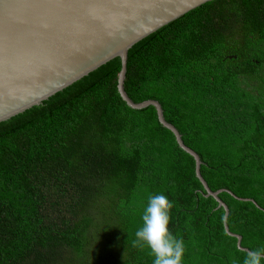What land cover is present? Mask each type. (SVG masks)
Wrapping results in <instances>:
<instances>
[{
	"label": "trees",
	"instance_id": "16d2710c",
	"mask_svg": "<svg viewBox=\"0 0 264 264\" xmlns=\"http://www.w3.org/2000/svg\"><path fill=\"white\" fill-rule=\"evenodd\" d=\"M120 66L0 136V264H152L132 241L157 193L174 205L182 264H243L194 158L154 106L121 98ZM124 89L161 104L209 188L233 194H218L229 230L264 247V0L196 8L127 59Z\"/></svg>",
	"mask_w": 264,
	"mask_h": 264
},
{
	"label": "water",
	"instance_id": "95a60500",
	"mask_svg": "<svg viewBox=\"0 0 264 264\" xmlns=\"http://www.w3.org/2000/svg\"><path fill=\"white\" fill-rule=\"evenodd\" d=\"M218 1L222 0H2L0 136L20 131L121 63L117 77L121 98L133 109L155 107L159 122L194 158L205 195L223 207L226 233L236 236L239 249L248 251L227 225L229 209L218 196L226 189L209 188L200 173L199 155L164 118L161 104L154 99L134 102L124 89L129 57L196 8Z\"/></svg>",
	"mask_w": 264,
	"mask_h": 264
},
{
	"label": "clouds",
	"instance_id": "9594fccd",
	"mask_svg": "<svg viewBox=\"0 0 264 264\" xmlns=\"http://www.w3.org/2000/svg\"><path fill=\"white\" fill-rule=\"evenodd\" d=\"M173 206L165 194H150L141 215L142 224L135 232L132 246L147 250L152 264H182L184 240L169 229ZM232 264L238 262L233 259ZM243 264H264V247L248 250Z\"/></svg>",
	"mask_w": 264,
	"mask_h": 264
},
{
	"label": "snow or ice",
	"instance_id": "6c2138e0",
	"mask_svg": "<svg viewBox=\"0 0 264 264\" xmlns=\"http://www.w3.org/2000/svg\"><path fill=\"white\" fill-rule=\"evenodd\" d=\"M0 2H2V0H0Z\"/></svg>",
	"mask_w": 264,
	"mask_h": 264
}]
</instances>
